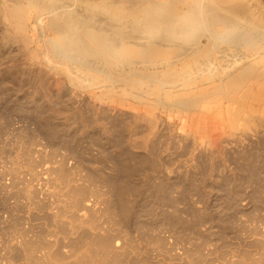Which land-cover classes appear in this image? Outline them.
I'll return each instance as SVG.
<instances>
[{
    "label": "rangeland",
    "instance_id": "rangeland-1",
    "mask_svg": "<svg viewBox=\"0 0 264 264\" xmlns=\"http://www.w3.org/2000/svg\"><path fill=\"white\" fill-rule=\"evenodd\" d=\"M82 1L96 15L115 0ZM245 3L264 20V0ZM2 21L0 264H76L90 248L108 264H264V107L254 106L255 120H214L208 130L121 88L100 99L113 83H74L10 46ZM38 29L31 20L30 48L44 52ZM232 59L212 62L204 75L232 70Z\"/></svg>",
    "mask_w": 264,
    "mask_h": 264
},
{
    "label": "bare ground",
    "instance_id": "bare-ground-1",
    "mask_svg": "<svg viewBox=\"0 0 264 264\" xmlns=\"http://www.w3.org/2000/svg\"><path fill=\"white\" fill-rule=\"evenodd\" d=\"M2 1L0 14L8 28V44L27 51L33 60L41 58L54 70L65 71L78 85L113 83L100 93V99L114 97L121 88L143 106L153 99L168 112L178 111L182 123L194 120L208 130L216 124L234 127L245 117L255 120L257 109L264 107V20L246 0H183L181 5L176 0H115L94 16V8L82 0ZM71 5L76 9L61 21V13ZM52 7L57 11L50 14ZM33 19L47 39L44 52L30 48ZM236 26L241 27L233 35ZM199 27L204 31L192 38ZM116 28L123 30L118 37L108 38L107 33ZM143 36L151 39L139 43ZM83 47L91 52L89 57L80 52ZM224 56L233 58L229 66L233 69L205 76L206 67L222 62ZM71 197L76 203L75 194ZM76 264L108 263L105 255L90 248Z\"/></svg>",
    "mask_w": 264,
    "mask_h": 264
}]
</instances>
